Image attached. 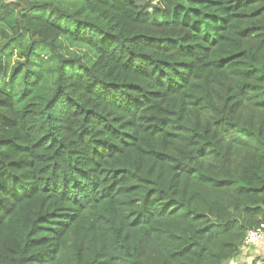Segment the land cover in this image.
<instances>
[{"label": "trees", "instance_id": "16d2710c", "mask_svg": "<svg viewBox=\"0 0 264 264\" xmlns=\"http://www.w3.org/2000/svg\"><path fill=\"white\" fill-rule=\"evenodd\" d=\"M260 226L264 0H0V264H229Z\"/></svg>", "mask_w": 264, "mask_h": 264}, {"label": "crops", "instance_id": "0c3cea01", "mask_svg": "<svg viewBox=\"0 0 264 264\" xmlns=\"http://www.w3.org/2000/svg\"><path fill=\"white\" fill-rule=\"evenodd\" d=\"M258 256H264V240L257 247L243 249L242 254L232 261L234 264H250Z\"/></svg>", "mask_w": 264, "mask_h": 264}, {"label": "built area", "instance_id": "2783aa9c", "mask_svg": "<svg viewBox=\"0 0 264 264\" xmlns=\"http://www.w3.org/2000/svg\"><path fill=\"white\" fill-rule=\"evenodd\" d=\"M264 240V226L248 230L243 242V249L257 247ZM233 261H230L232 264Z\"/></svg>", "mask_w": 264, "mask_h": 264}, {"label": "rangeland", "instance_id": "374dc122", "mask_svg": "<svg viewBox=\"0 0 264 264\" xmlns=\"http://www.w3.org/2000/svg\"><path fill=\"white\" fill-rule=\"evenodd\" d=\"M17 60L20 61L21 59H19L18 52L15 51V52H14V55L12 56V59H11V66H13V65L16 63ZM229 264H230V263H229ZM232 264H234V262H233ZM235 264H236V263H235Z\"/></svg>", "mask_w": 264, "mask_h": 264}]
</instances>
